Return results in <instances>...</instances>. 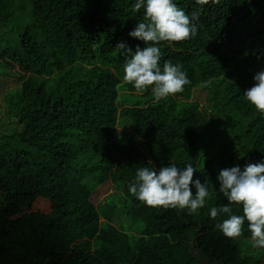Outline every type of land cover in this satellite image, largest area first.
Wrapping results in <instances>:
<instances>
[{
  "label": "trees",
  "instance_id": "1",
  "mask_svg": "<svg viewBox=\"0 0 264 264\" xmlns=\"http://www.w3.org/2000/svg\"><path fill=\"white\" fill-rule=\"evenodd\" d=\"M174 2L190 19L199 13L197 34L161 42V66L179 65L190 83L155 102L150 88L141 94L123 79L131 54L118 44L145 46L129 35L147 20L136 0H0V211L4 193L28 202L53 194L23 231L0 228V264H193L197 254L264 264V249L244 255L238 238L223 234L227 215L210 217L228 203L218 190L222 167L264 162V114L244 95L264 70V0ZM197 83L203 103L193 99ZM120 86L145 101L120 106ZM121 116L132 123L124 142L116 140ZM217 142L226 156L212 154ZM186 163L210 192L197 212L151 207L129 192L139 168ZM106 183L116 191L95 205ZM231 207L243 215L242 205ZM242 235L251 237L247 221Z\"/></svg>",
  "mask_w": 264,
  "mask_h": 264
},
{
  "label": "clouds",
  "instance_id": "2",
  "mask_svg": "<svg viewBox=\"0 0 264 264\" xmlns=\"http://www.w3.org/2000/svg\"><path fill=\"white\" fill-rule=\"evenodd\" d=\"M198 5H219L221 0H195ZM145 9L146 22H138L129 35L144 42L135 51L123 42L118 47L131 56L124 66L123 79L132 84L138 93L151 89L155 102L167 99L184 91L190 83L186 72L179 65L165 61L161 66V42H183L197 34L193 23L199 13L193 12L191 19L174 0H136L134 10ZM256 83L244 92L247 101L264 114V70L253 77ZM151 162V161H149ZM197 170L192 163L183 168L175 165L163 166L159 170L141 167L135 182L129 185L131 195L151 207L188 209L189 214L205 206L210 192L205 183L193 180ZM219 192L228 203L212 207L210 217L227 215L229 218L218 225L223 234L231 239L243 234L247 221L253 247L264 248V162L248 163L243 170L239 166L222 169L217 177ZM195 186V194L192 185ZM232 205H242L243 215L233 214Z\"/></svg>",
  "mask_w": 264,
  "mask_h": 264
},
{
  "label": "rangeland",
  "instance_id": "3",
  "mask_svg": "<svg viewBox=\"0 0 264 264\" xmlns=\"http://www.w3.org/2000/svg\"><path fill=\"white\" fill-rule=\"evenodd\" d=\"M32 53L34 56L38 57L37 50L35 48H32ZM9 85L13 84L12 81L7 82ZM205 91H203L200 84L197 83L196 89L193 93V99L198 100L199 103L205 102ZM137 100H140L142 103L145 101L144 97L137 93H129L127 91H124V89L120 86V95L118 97V104L120 106H131L134 105ZM4 118H7L3 109L0 112V122ZM5 120V119H4ZM9 121V120H8ZM131 121L130 119L121 116L118 120V127L116 128V140L119 142L127 141L130 134H131ZM221 144L219 142L216 143L214 146V152L212 154H215V152H220V154L226 156L227 152L226 149H221ZM234 166H231L230 164H227L222 167V169L225 168H231ZM113 186L111 183H106L103 185H99L96 187V189L93 192L92 196V202L95 205H98L102 202L104 197L111 192H114ZM3 197L5 199L4 205L2 210L0 211V228H5L10 232L18 233L24 230L26 223H27V217H29L32 214L40 213V212H47L51 208L53 201L52 197L53 194L48 193H38L36 192L34 195V198L31 200V202H28V197L23 196H11L7 193L3 194ZM119 200V199H116ZM125 223V221H124ZM135 232H139V227H137V230L134 229ZM240 242V247L242 249V252L244 255L251 256V257H258L262 254V250L264 248L259 247H253L252 242L250 238H246L243 235H241L238 238ZM195 253V252H194ZM197 254V252H196ZM197 257L199 261L197 260L196 263L193 264H217L212 263L208 261H203L202 257L197 254ZM264 258V253L263 257Z\"/></svg>",
  "mask_w": 264,
  "mask_h": 264
}]
</instances>
